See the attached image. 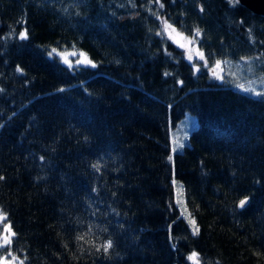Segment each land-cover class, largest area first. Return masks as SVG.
Segmentation results:
<instances>
[{
    "label": "trees",
    "instance_id": "trees-1",
    "mask_svg": "<svg viewBox=\"0 0 264 264\" xmlns=\"http://www.w3.org/2000/svg\"><path fill=\"white\" fill-rule=\"evenodd\" d=\"M256 79L264 16L236 0H0L2 261L264 264V92L236 89ZM184 113L196 126L169 161Z\"/></svg>",
    "mask_w": 264,
    "mask_h": 264
},
{
    "label": "rangeland",
    "instance_id": "rangeland-1",
    "mask_svg": "<svg viewBox=\"0 0 264 264\" xmlns=\"http://www.w3.org/2000/svg\"><path fill=\"white\" fill-rule=\"evenodd\" d=\"M164 25H165V23L161 24V28L159 31V35L161 37L166 38L167 40L171 41L176 47L181 49V51L183 52V55L187 59V61L194 62V61H198V60L200 61L201 60L197 50L194 49L190 43H188L185 39H183L181 36L176 34L170 28L165 30ZM190 56H191V59H189ZM58 57L60 60H62L65 63V59L68 61L69 54L68 53H61V54H58ZM195 68H197V66L193 65L192 66L193 74L196 73ZM207 71L209 72V75L212 76L213 79H217L213 75V71H215L221 77V72L216 67L215 68L213 67ZM221 78L217 79V80L220 81ZM243 86L245 88L253 89L254 91H250V92H253L254 94H252V93L251 94L255 95V96L258 95L255 93H263L264 92V81L263 80H257V79L252 80L248 83L243 84ZM236 89L240 92H244L240 87L239 88L236 87ZM259 95H261V94H259ZM195 126H196V120H195L194 116H192L189 113H184L183 116L175 123V126H174L175 130L174 131H173L174 127H172V128L169 127V129H168V135H169V156H168V160L169 161H171L172 156L175 153H179L182 150L183 146L186 145L187 136H188L189 132ZM178 145H183V146L180 147ZM171 181H172V183L170 182V184H171V193H172L173 205H174L179 217L185 223L188 231L191 234H193L194 228H193V224L191 223V221H193V219L188 215L187 210L185 208L181 186L175 180L172 179ZM5 225H6V223L4 222V220L0 221V236L7 235V233L4 232ZM190 261L193 262V260H190ZM3 264H19V263L16 260L9 258V259H3Z\"/></svg>",
    "mask_w": 264,
    "mask_h": 264
},
{
    "label": "snow or ice",
    "instance_id": "snow-or-ice-1",
    "mask_svg": "<svg viewBox=\"0 0 264 264\" xmlns=\"http://www.w3.org/2000/svg\"><path fill=\"white\" fill-rule=\"evenodd\" d=\"M157 2H159V0H157ZM164 26H165V30H167L168 28L171 27L166 22H165ZM172 31H175V29H172ZM199 34H200L199 29H197L195 35L199 36ZM19 37H20V39H27L26 32H20L19 33ZM53 51H55V50H53ZM199 55H200V59H204L203 53H200ZM81 56L83 57V59L78 61V63H85V64L91 63L90 61L87 60L86 56H84L83 53H81ZM189 59H191V56L189 57ZM67 62L68 61L65 59V63H67ZM220 63H221L220 61L216 62V68L220 67ZM92 66L95 67L94 64ZM17 71H21V69L17 68ZM213 75L217 79L221 78L215 71H213ZM238 87H240L245 92L254 91L251 88H245L243 85H238ZM257 94L259 95L260 93H257ZM178 146L182 147L183 145H178ZM0 179H3V177H0ZM245 203H246V199L245 200H241L240 203H239V207H243L245 205ZM5 219H6V214H4L2 211H0V221H3ZM191 223L193 224V228H194L193 234L195 235V234L198 233L199 229L195 227V221L194 220L191 221ZM4 232L7 233V235L0 236V247H3L4 245H10L11 244V236L15 235L14 233L11 232V228L8 225H5ZM111 247H112L111 241H108L107 243H105L103 245V249H104L105 252H107L109 250V248H111ZM9 255H11V253H9ZM196 258H197V254L196 253H193L192 256L189 257L190 260L194 261V264H195ZM15 259L16 258L13 257V260H15ZM0 264H3L2 258H0ZM20 264H22V262H20Z\"/></svg>",
    "mask_w": 264,
    "mask_h": 264
},
{
    "label": "water",
    "instance_id": "water-1",
    "mask_svg": "<svg viewBox=\"0 0 264 264\" xmlns=\"http://www.w3.org/2000/svg\"><path fill=\"white\" fill-rule=\"evenodd\" d=\"M236 2L249 12L264 16V0H236Z\"/></svg>",
    "mask_w": 264,
    "mask_h": 264
}]
</instances>
